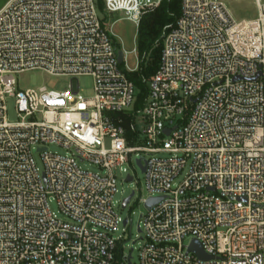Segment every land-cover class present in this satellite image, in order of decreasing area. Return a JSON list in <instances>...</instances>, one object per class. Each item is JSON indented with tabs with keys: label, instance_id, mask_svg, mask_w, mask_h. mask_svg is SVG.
I'll return each mask as SVG.
<instances>
[{
	"label": "built area",
	"instance_id": "1",
	"mask_svg": "<svg viewBox=\"0 0 264 264\" xmlns=\"http://www.w3.org/2000/svg\"><path fill=\"white\" fill-rule=\"evenodd\" d=\"M99 2L137 25L163 0H9L0 9V264H131L114 234L132 227L117 206L136 190L116 196L119 174L135 180L133 161L146 178L141 202L162 198L141 217L140 264H264V6L255 0L258 18L237 23L222 2L181 0L135 110L127 74L139 69L138 49L135 68L126 53L119 63ZM35 70L70 78L69 89L16 91V75ZM82 76L93 79L91 96L80 93ZM193 241L210 260L190 252Z\"/></svg>",
	"mask_w": 264,
	"mask_h": 264
},
{
	"label": "rangeland",
	"instance_id": "2",
	"mask_svg": "<svg viewBox=\"0 0 264 264\" xmlns=\"http://www.w3.org/2000/svg\"><path fill=\"white\" fill-rule=\"evenodd\" d=\"M9 0H0V9ZM226 5L230 14L232 15L235 22L239 23L242 21H250L258 18L259 10L256 6L255 0H217ZM262 6H264V0H260ZM152 12V11H151ZM100 18L104 21L105 27L108 29L109 34L112 37L114 45L122 50L125 54L124 65L128 68H135L137 66V55L133 53V50L137 49V32L138 26L142 18H140L138 24L136 25L132 21L123 18L122 14H115L113 16L107 15L103 8L99 11ZM144 16V15H143ZM142 16V17H143ZM80 93L86 97L91 96L93 93V79L89 76H82L78 78ZM16 91L27 90V89H38L41 87H46L49 90L63 91L69 89L71 79L66 77H56L51 76L43 71L35 70L20 73L16 75ZM8 106V121L13 123L17 120L15 112V99L9 98L7 101ZM49 151L53 154L66 155L69 153L67 150L52 145ZM33 157L35 159L36 165L40 171L44 169L42 159L40 155L34 151ZM85 170L90 172H97V169L90 166L88 163L82 164ZM128 172L132 174L135 178L134 182H125L127 174H119L118 176V189L119 193L116 196V201L121 202L124 198L128 197L133 190H136V196L133 198L131 205L122 209L117 206V211L122 219L131 218L132 227L130 226L124 228L121 225L118 231L114 234V237L120 238V246H122L123 255L128 256L130 253L132 255L131 264H140L139 254L141 246L144 241L142 235L139 233L138 226L142 222V216L147 212L145 205L141 202L144 198L148 196V191L146 189V178L139 168V166L133 161L127 167ZM188 169H185L179 176L177 182L182 181L185 178ZM49 206L51 211L63 218L60 213L58 205L55 201H50ZM190 240H187L189 242ZM118 255L120 256V250H118Z\"/></svg>",
	"mask_w": 264,
	"mask_h": 264
},
{
	"label": "trees",
	"instance_id": "3",
	"mask_svg": "<svg viewBox=\"0 0 264 264\" xmlns=\"http://www.w3.org/2000/svg\"><path fill=\"white\" fill-rule=\"evenodd\" d=\"M101 8L102 4L99 2V9ZM180 13L181 0H163L158 8L145 14L139 23L137 49L141 62L136 72L127 74L138 91L135 110L143 107L148 92L146 80L151 79L160 66L164 29L173 26Z\"/></svg>",
	"mask_w": 264,
	"mask_h": 264
},
{
	"label": "water",
	"instance_id": "4",
	"mask_svg": "<svg viewBox=\"0 0 264 264\" xmlns=\"http://www.w3.org/2000/svg\"><path fill=\"white\" fill-rule=\"evenodd\" d=\"M118 61L120 64H123L124 62V52L122 50H119L118 53ZM166 134H169V131H166ZM140 164V161H139ZM145 169H143L144 171ZM129 181H132L131 178H129ZM134 194H132L131 196H129L127 199L124 200L123 202V209H125L127 207V205L130 203V201L132 200ZM162 200V198H151L146 202V207L148 209H150L152 206L158 204L160 201ZM127 224V222H125V225ZM190 252L194 253L195 255H197L201 260L204 261H208L211 259L210 256H208L204 250L202 249L201 245L197 242V241H193L190 247Z\"/></svg>",
	"mask_w": 264,
	"mask_h": 264
}]
</instances>
